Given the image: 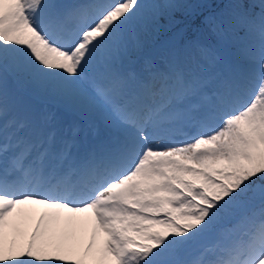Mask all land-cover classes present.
I'll list each match as a JSON object with an SVG mask.
<instances>
[{"label":"snow or ice","instance_id":"obj_1","mask_svg":"<svg viewBox=\"0 0 264 264\" xmlns=\"http://www.w3.org/2000/svg\"><path fill=\"white\" fill-rule=\"evenodd\" d=\"M259 7L0 0V264H84L50 255L47 227L7 240L26 205L91 212L98 264H264Z\"/></svg>","mask_w":264,"mask_h":264},{"label":"bare ground","instance_id":"obj_2","mask_svg":"<svg viewBox=\"0 0 264 264\" xmlns=\"http://www.w3.org/2000/svg\"><path fill=\"white\" fill-rule=\"evenodd\" d=\"M38 211V205L24 206L21 209V216L24 220L21 224L22 233L18 234L15 227H9L6 232L10 234V236H13L16 241L19 238L22 239V234L24 233L26 237L29 236V232L33 227ZM16 219L18 220V216H16ZM48 222L47 228L53 239H61L66 245H74L79 249L81 248V244L85 243L91 229H96L99 234H102L99 228H96L97 225L90 216V212L76 215L64 212L60 214L58 221ZM24 240L26 242V238Z\"/></svg>","mask_w":264,"mask_h":264},{"label":"rangeland","instance_id":"obj_3","mask_svg":"<svg viewBox=\"0 0 264 264\" xmlns=\"http://www.w3.org/2000/svg\"><path fill=\"white\" fill-rule=\"evenodd\" d=\"M146 2H148V0H146ZM133 41H135L136 37L133 36L131 38ZM91 213V212H90ZM92 214V213H91ZM16 216H18V220L16 219ZM24 222L22 216H21V209L17 211V213L14 214L13 218H12V226L11 227H15L16 230L18 231V234L22 233V229H21V224ZM154 231H165L164 228L160 227V226H154L152 228ZM8 234V233H7ZM49 236L51 237V234L49 233ZM26 235L25 233L22 234V239L19 238L17 241L15 240V238L13 236H10V234L7 235V240H15L16 242H18V246H23L25 245V239ZM106 239V237L104 236V234L102 233L100 237L97 236L96 239V243L95 246L92 247L89 251L90 256H92L93 259H98L100 260V248L102 247L103 241ZM83 244H81L82 246ZM49 248H53L55 249L58 253L57 254H62V255H66L68 257V260H79V248L77 246L74 245H66L64 243L63 240L61 239H53L51 237V246ZM47 249L48 253L49 251H51L50 249ZM111 259V258H109ZM62 263L65 264L64 261H60Z\"/></svg>","mask_w":264,"mask_h":264},{"label":"trees","instance_id":"obj_4","mask_svg":"<svg viewBox=\"0 0 264 264\" xmlns=\"http://www.w3.org/2000/svg\"><path fill=\"white\" fill-rule=\"evenodd\" d=\"M219 2V0H217ZM249 4L253 7V9L256 11V9H260L259 5L261 3V0H248Z\"/></svg>","mask_w":264,"mask_h":264}]
</instances>
